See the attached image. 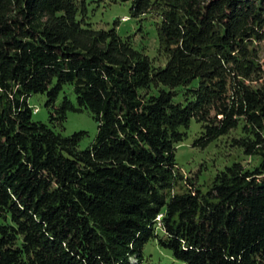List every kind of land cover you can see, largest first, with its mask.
<instances>
[{"label": "trees", "instance_id": "16d2710c", "mask_svg": "<svg viewBox=\"0 0 264 264\" xmlns=\"http://www.w3.org/2000/svg\"><path fill=\"white\" fill-rule=\"evenodd\" d=\"M88 4L0 0V264H143L152 240L182 264H264V0H132L160 19L165 66L94 29ZM71 112L98 124L86 150L59 130ZM193 121L195 147L254 163L183 177Z\"/></svg>", "mask_w": 264, "mask_h": 264}, {"label": "rangeland", "instance_id": "374dc122", "mask_svg": "<svg viewBox=\"0 0 264 264\" xmlns=\"http://www.w3.org/2000/svg\"><path fill=\"white\" fill-rule=\"evenodd\" d=\"M88 19L94 29L112 30L123 38L131 37L136 49L143 51L156 66H165L166 58L159 54V39L157 23L159 18L146 16L141 19L131 18L132 0L121 2L120 0H88ZM261 57L264 66V42L261 46ZM198 83V82H196ZM65 92L73 102L76 97L71 86L65 87ZM61 94L59 102L63 99ZM181 95L177 102H182ZM46 95L36 94L29 99L32 107L39 112H34L33 119L37 122L49 123V111L45 107ZM65 136L84 131L86 138L81 142L80 148L86 150L92 146L98 133V124L87 112H71L64 125L59 129ZM201 131V124L193 121L188 136L176 151V160L180 173L185 178L198 177L200 184L210 180L218 170L233 162H241L247 165L254 163L244 154L226 143L224 139L212 143L205 149L194 146V142ZM143 264H182L178 262L172 251L162 248L156 240L147 243L143 250Z\"/></svg>", "mask_w": 264, "mask_h": 264}, {"label": "bare ground", "instance_id": "6f19581e", "mask_svg": "<svg viewBox=\"0 0 264 264\" xmlns=\"http://www.w3.org/2000/svg\"><path fill=\"white\" fill-rule=\"evenodd\" d=\"M36 109H37V108H35V112H38L39 110L37 109L38 111H36Z\"/></svg>", "mask_w": 264, "mask_h": 264}, {"label": "built area", "instance_id": "2783aa9c", "mask_svg": "<svg viewBox=\"0 0 264 264\" xmlns=\"http://www.w3.org/2000/svg\"><path fill=\"white\" fill-rule=\"evenodd\" d=\"M36 111H38V110L36 109Z\"/></svg>", "mask_w": 264, "mask_h": 264}]
</instances>
